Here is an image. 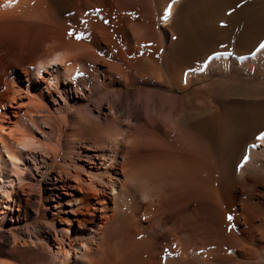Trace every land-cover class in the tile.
Returning <instances> with one entry per match:
<instances>
[{"label": "bare ground", "instance_id": "1", "mask_svg": "<svg viewBox=\"0 0 264 264\" xmlns=\"http://www.w3.org/2000/svg\"><path fill=\"white\" fill-rule=\"evenodd\" d=\"M33 1L0 0L47 55L0 116V264H264V0Z\"/></svg>", "mask_w": 264, "mask_h": 264}, {"label": "rangeland", "instance_id": "2", "mask_svg": "<svg viewBox=\"0 0 264 264\" xmlns=\"http://www.w3.org/2000/svg\"><path fill=\"white\" fill-rule=\"evenodd\" d=\"M11 1V2H10ZM21 0H6V4H8V12L12 11L13 7H17L18 3ZM42 1V0H41ZM38 0L33 1L35 2V5L37 4V7L35 9L36 14H41L42 8L44 4L41 7L42 2ZM238 1V0H235ZM252 0H240L238 1L234 8H231V14L234 13L236 10L242 8L243 6L247 5ZM226 3H228V0H225ZM240 2V3H239ZM239 3V4H238ZM31 4V3H30ZM33 5V4H32ZM195 12H193L194 14ZM21 15V12L13 13L8 17V23H0V48L2 46V49L0 51L2 54L5 53V57L3 59L0 56V116L1 113H3V107L6 106V102L8 101V98L10 96V88H11V82L14 81V78L12 79V76L17 73L19 75L21 84H26L27 76H25V73H27V66L29 64L34 65V61L36 59H39V56L43 54L46 55L43 49V44L46 38H43L44 32L42 33V25H40V21L38 23L31 22L29 26L27 23L18 21H13L19 19L18 16ZM14 18V19H13ZM245 20V18H244ZM37 24V26H36ZM241 25H238L240 29L243 28V20L240 22ZM40 28V29H39ZM44 28V25H43ZM237 28L234 29V32L236 33ZM193 34H196L195 32H192ZM43 34V35H42ZM197 35V34H196ZM195 35V36H196ZM4 48V49H3ZM6 50V52H5ZM47 56V55H46ZM29 72V71H28ZM30 73V72H29ZM19 104V102H18ZM17 108H8V112H15L16 114H20V112L23 111V109L19 110ZM8 113L9 118L12 121L15 120V115L13 113ZM54 172L53 170H47L45 171L40 177L38 176V179L40 180L42 186L46 187L49 185H45L44 181H42L44 178H47L49 176H53ZM42 190V189H41ZM57 193L58 191H54ZM43 193V191H42Z\"/></svg>", "mask_w": 264, "mask_h": 264}, {"label": "snow or ice", "instance_id": "3", "mask_svg": "<svg viewBox=\"0 0 264 264\" xmlns=\"http://www.w3.org/2000/svg\"><path fill=\"white\" fill-rule=\"evenodd\" d=\"M261 47L264 48V44H261Z\"/></svg>", "mask_w": 264, "mask_h": 264}]
</instances>
